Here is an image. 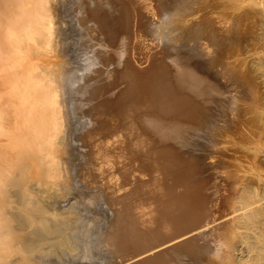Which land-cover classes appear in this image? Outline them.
Segmentation results:
<instances>
[{
	"label": "bare ground",
	"instance_id": "bare-ground-1",
	"mask_svg": "<svg viewBox=\"0 0 264 264\" xmlns=\"http://www.w3.org/2000/svg\"><path fill=\"white\" fill-rule=\"evenodd\" d=\"M67 1L0 0V264H264V0H216L228 17L240 15L226 28L229 41L205 19L189 31L196 37L209 27L229 60H194L199 47L188 49L171 33L186 21L172 24L168 10L193 13L187 0H114L124 5L119 16L91 6L102 34L133 23L127 38L142 29L153 35L150 46L138 41L141 55L132 50L144 67L124 53L131 66L122 64L119 74L129 85L120 98L113 89L115 103L105 96L108 105L96 106L114 112L110 124L98 117L102 130L92 128L89 101L110 79L97 80L98 87L94 60L81 57L73 39L66 42ZM209 74L227 76L238 90L228 92ZM81 136L92 140L93 161H100L80 165L88 173L83 183L74 162ZM217 151L227 152L229 163L207 159ZM101 163L118 168L109 194ZM209 165L224 167L220 184L203 175ZM96 179L107 195L85 192Z\"/></svg>",
	"mask_w": 264,
	"mask_h": 264
},
{
	"label": "rangeland",
	"instance_id": "rangeland-1",
	"mask_svg": "<svg viewBox=\"0 0 264 264\" xmlns=\"http://www.w3.org/2000/svg\"><path fill=\"white\" fill-rule=\"evenodd\" d=\"M76 1H78L77 3H76ZM76 1H74V0H72V2L74 3V5L75 6H73V3L71 2V0H68L67 2H68V5H66V7H65V10H64V12L63 13H65L67 10V14H68V17L70 18H67V14L65 13V14H63L64 16H66L65 17V19L67 18L68 19V21L70 20V22H68L67 21V19L65 20V23H64V26H68L67 28H68V30L66 29V31H65V34H66V36H65V34H64V37L66 38H64L65 40H66V42H68V43H70V42H72V39L75 41L74 42V44H73V42H72V46L73 47H77V48H80V51H81V53H82V56L81 57H83L84 59H91V60H94V64H95V70H96V73L97 74H99V76H98V78H101L102 76H104L105 77V79H104V77H103V79H95L96 80V84H97V86L98 87H100V86H102V84H104L105 82H106V79H107V81H108V83H106V84H104V88H105V86H106V89H104L103 87V90H102V88L100 87V88H97L96 87V90L97 89H99V91L102 93L104 90H106V92L104 91L103 92V95H101V93L99 94L98 93V95L97 94H95V97H94V95H92V97L90 98L91 100L89 101V107H90V109H91V111H90V114H89V119H92V121L95 123V125L93 126L92 125V128L93 127H95V129L97 130L98 128H100L99 130H102V128H101V126L103 127V128H105V127H107L106 125H105V123H101L100 124V122L102 121L101 119H106V121L105 122H108L107 120L108 119H110L109 120V122L110 121H112V117H114V116H112V114L114 113L112 110H111V112H109V110L110 109H107L106 108V110H108V111H105V113L106 114H104V112H101V111H97L98 110V104H102V105H104L105 106V104H107L108 102H107V98L108 97H110V99L108 100L109 101V103L110 102H114L115 100V98L118 96V95H116L118 92H119V96L117 97V98H120L121 96H122V94L127 90V87H128V85H129V78L128 77H126V75L124 76L125 77V79L123 78V77H121V76H123L124 74L123 73H121V74H119L120 72H124L125 73V71H127L128 69H127V64H129V62L131 63V60H133V62H135V61H137V59H138V61L137 62H139V63H133L135 66H136V64H139V66L140 67H144V63L142 62V59L140 58V56H138V55H141V54H138L136 51H137V48H138V46L142 43V42H144V41H147L148 42V44H149V46L153 43V35L151 36V33H150V31H149V33H150V35H149V33H148V29H146V32H147V34L145 33H143V31L142 30H144V29H142V30H139L138 31V29H137V31H138V33L140 34H138V35H135L134 37H133V35H131V38H127V37H130L129 35L130 34H132L130 31H127L128 30V27H129V29L131 28V30L132 29H134V24L133 23H128L127 25H125L124 27H126V28H123L122 26H121V29L124 31H118V33H115V35H113V36H111L112 35V33H108V32H106V33H104V34H102L104 31H101L102 29H101V26H99V24H98V21H97V19H95V17L91 14V6H93V5H96L97 7L98 6H100L101 8H102V11H104V12H107L108 13V11L109 12H111L112 14H114V15H117L118 13L120 14L122 11H123V8H124V5L123 4H121V6L122 7H120L119 5H118V3L115 1V3H111V2H114V0L112 1V0H105V2H104V0H102V2H101V0L99 1V0H81V1H83V2H81L80 0H76ZM170 1V0H169ZM72 4H70V3ZM101 2V3H100ZM189 2H191L192 4H188ZM103 3V4H102ZM106 3V4H105ZM81 4H82V7H81ZM87 4V5H86ZM99 4V5H98ZM187 4L189 5V8H192V10H193V13H191V14H189V15H187L186 13V15L185 14H181L180 13V15L179 14H177V12H176V10H175V8H173L172 10L170 9V12H169V10H168V13H167V15H168V17H169V19H168V21L170 22L171 20H172V18H173V20L171 21L172 22V24H174L176 21H175V19H177V23L179 22V20L178 19H183V18H185V21H186V24L185 25H181L180 26V28L177 30L176 28H174L173 30L172 29H170V31H171V33H175V34H181V36H180V38L183 40V41H185V43H183L184 44V46L186 47V48H193L194 46H197V47H199V51H196V52H194L193 53V55H195L194 56V60H203V59H211V58H216V57H219V56H223L225 59H231L233 56H229L228 58H226L225 57V51H224V48H225V44H223L222 42H219L218 40H216V39H212L210 36H208V35H210V32L211 33H213L212 32V30L210 29L211 27H215V25L217 26V27H219V34L221 35V36H225V37H227L226 38V40L225 41H229V37H230V33H231V30H228V29H226V28H228L229 27V25L230 24H232V23H234L235 21H237V20H239L240 19V15H237V16H235V17H228L227 15H226V11H225V9L223 8V7H221L220 6V4H219V2L218 1H216V0H187ZM71 6H73V7H71ZM103 6V7H102ZM105 6V7H104ZM116 6H117V8L118 7H120L121 8V10L119 9V11H118V9L116 8ZM110 8V9H109ZM115 8H116V10H115ZM104 9V10H103ZM106 9V10H105ZM127 9V8H126ZM77 10V11H76ZM112 10H114L113 12H112ZM128 10V9H127ZM70 11V12H69ZM173 11V12H172ZM185 11V10H184ZM225 11V12H224ZM89 12V13H88ZM118 12V13H117ZM174 12H176V13H174ZM171 13H174V14H176L175 16H174V14L172 15ZM119 14H118V16H119ZM225 14V15H224ZM84 16L83 17V19H84V21H83V19H82V16ZM91 17H93V18H90V16ZM174 16V17H173ZM167 17V18H168ZM85 18H88V19H85ZM231 18V19H230ZM72 19H74L73 21H72ZM202 19H205L207 22H208V24H209V27H208V29H205V33H203L204 31H202L201 32V34H199V35H197L196 37H190L189 36V31L192 29V27H193V25L194 24H197V23H199V21H201ZM86 20V21H85ZM230 22H229V21ZM72 21V22H71ZM91 22V23H90ZM94 23V25H93V23ZM66 23H68V25L66 24ZM85 23V24H84ZM66 24V25H65ZM90 24V25H89ZM227 24V25H226ZM238 24V23H237ZM237 24H236V26H237ZM73 25V26H72ZM77 25V26H76ZM130 25V26H129ZM91 27L92 29H87L88 27ZM99 26V27H98ZM226 26V27H225ZM75 27V28H74ZM96 27V28H95ZM170 27H172L173 28V25H171L170 24ZM83 28H85V32H84V30H83ZM95 28V29H94ZM82 29V30H81ZM101 29V30H100ZM69 30H70V32H69ZM74 30V31H73ZM88 30V31H87ZM99 31V33H98V31ZM81 31V32H80ZM92 31H96L95 32V34H93L92 33ZM137 31L135 32V31H132L134 34H136L137 33ZM142 31V32H141ZM68 32V33H67ZM77 32V33H76ZM89 32V33H88ZM123 32V33H122ZM128 32H130V34L128 33ZM72 33H74V34H72ZM87 33V34H86ZM121 34V35H119L118 36V34ZM125 33H127L126 35H125ZM142 33V34H141ZM129 34V35H128ZM146 35V36H145ZM174 35V34H173ZM173 35H171V37L173 36ZM82 36V37H81ZM107 36V37H106ZM126 36V37H125ZM136 36H137V38H136ZM76 37V38H75ZM115 37H117V38H115ZM122 37V38H121ZM133 37V38H132ZM148 37V38H147ZM79 38V39H78ZM80 38H81V40H80ZM105 38V39H104ZM107 38V39H106ZM109 38V39H108ZM113 38H115L116 39V43H115V39H114V42H113ZM136 38V39H135ZM145 38V39H144ZM71 39V40H70ZM127 40V43H128V39H129V43H132V45H128L127 44V46H129L130 48H131V50H129L130 48L128 47V48H125V46H124V44L126 45V40ZM131 39L133 40L132 42H131ZM138 39V40H137ZM151 39V40H150ZM77 40H79V43H78V41ZM122 40V41H121ZM135 40H136V42H135ZM140 40H142V41H140ZM144 40V41H143ZM109 43H108V42ZM120 41V42H119ZM138 41H139V43H138ZM150 41V42H149ZM125 42V43H124ZM110 43H113L112 45L110 44ZM137 43L139 44V45H137ZM114 44H116V45H114ZM134 44V45H133ZM227 44V43H226ZM109 45V46H108ZM230 45V44H229ZM122 47V48H121ZM224 47V48H223ZM233 47H235L234 45H232V46H228V51H229V53L231 52V53H233V50L232 49H235V48H233ZM114 48V49H113ZM122 49V50H121ZM126 49H127V52H126ZM154 49H156L157 50V48H156V46H155V48ZM152 50V54H154V55H157V54H159L158 52H160V51H156V50ZM135 50V53H137L138 55H136L133 51ZM110 51H111V53H113L112 55H110L111 53H110ZM128 51H129V54H132L133 53V55H129L128 54ZM132 51V52H131ZM154 52H156V53H154ZM180 52H182V54H185L186 52H185V50H182L181 49V51ZM110 53V54H109ZM124 53H127L128 54V56H131V58L129 57L128 58V60L129 59H131L129 62L127 61V60H125L126 59V57H128L127 55H126V57H125V54ZM107 55H108V58H110V59H112L111 57H113V56H115L114 58H113V61L112 60H110L109 62H108V58H107ZM163 56H165L166 54H162ZM110 56V57H109ZM134 56H136V58L134 57ZM171 56V55H170ZM134 57V58H133ZM173 57V56H172ZM172 57H167V58H165V60H169V58H172ZM121 58V59H120ZM136 59V60H135ZM139 59H141V60H139ZM102 60V61H101ZM103 60L105 61V65H104V62H103ZM122 60V61H121ZM123 60H125V61H127L126 63H124L123 62ZM96 61H98V62H96ZM236 61H239V60H236ZM113 62V63H112ZM167 63H168V61H166ZM123 64V65H122ZM124 64H126V66L124 65ZM132 64V65H133ZM146 64V63H145ZM169 64H172L171 62H169ZM185 64V63H184ZM236 64H238V62L236 63ZM123 66V68L122 69H125V71L124 70H122L121 69V67ZM133 65V67H135ZM101 66H105L106 68L104 69V67H102V68H100L99 69V67H101ZM115 66V67H114ZM116 66H117V68L119 69H121V71L119 70L118 72L117 71H115V70H117V69H115L116 68ZM129 66H131V64H129ZM129 66H128V68H129ZM172 66V65H171ZM137 67V66H136ZM181 67V66H180ZM97 68V69H96ZM173 68V67H172ZM221 68V67H220ZM115 69V70H114ZM103 70H105L104 71V73H102L103 72ZM113 70H114V72H115V74L117 75V78L119 79V75H120V77L121 78H123V81H119V80H121V78L118 80L117 78H115V80L114 81H112L114 78V76H113ZM217 70H219V69H217ZM99 71H101V73L103 74H101L100 75V73H99ZM222 71H224V69H222ZM113 72V73H112ZM118 74H117V73ZM108 73H110V75L108 74ZM109 75V76H111V74H112V78L111 77H107V75ZM115 75V76H116ZM209 75H211V74H209ZM127 78V79H126ZM212 80H214V81H216V82H218L220 85H225L224 86V88H227V91L228 92H230V93H233L234 91H236V89L238 90V86H237V84L235 83V82H233V81H231L227 76H225V75H223V74H220V75H218L217 77L216 76H212L211 75V77H210ZM112 79V80H111ZM118 80V82H120L121 84H123V85H121L120 83L118 84V82L116 83L115 81H117ZM97 80H103L102 81V84L101 83H98V81ZM125 80H127V81H125ZM105 81V82H104ZM111 81V82H110ZM115 82V84L114 85H117V86H115L114 87V85H113V83ZM123 82V83H122ZM112 84V86L114 87V88H111V84ZM128 85H127V84ZM100 84V85H99ZM109 86H108V85ZM125 84V85H124ZM222 85V86H223ZM110 87L111 89V91L110 90H108V92H107V89H108V87ZM123 86V88H125L124 89V91H123V93L122 92H120L121 90H120V88ZM127 86V87H126ZM116 88V89H115ZM115 90V93H114V90ZM102 90V91H101ZM98 91V90H97ZM113 91V92H112ZM107 93L109 94V95H107ZM111 93H113V94H111ZM122 93V94H121ZM235 93V92H234ZM121 94V95H120ZM96 95H97V97H96ZM99 95H101V98H104L105 96H107V98H104V99H101L100 97H99ZM111 95H112V97H111ZM116 96V97H114V99H112L113 98V96ZM97 99H100V100H102V101H98ZM111 99H112V101H111ZM105 100H106V103H105ZM114 100V101H113ZM117 100H119V99H117ZM116 100V101H117ZM115 101V102H116ZM102 102V103H101ZM104 102V103H103ZM114 102V103H115ZM111 103V104H112ZM108 105V104H107ZM106 105V106H107ZM97 106V107H96ZM113 106H111V109H113L112 108ZM93 111H97L95 114L93 113ZM158 112H160V111H158ZM94 114V115H93ZM156 114H158V113H156ZM102 115V116H101ZM166 115V114H165ZM90 116H93V117H90ZM99 116H101L100 118V122L99 121H97V119H98V117ZM159 117H161V116H164L163 114L161 115V114H159L158 115ZM110 117V118H109ZM166 117H168V115L167 116H165V117H163V118H166ZM108 122V123H109ZM90 122H88V124H86L85 125V127L83 128V130H82V133H84L85 134V131L87 132V130L89 129V126L91 127V124H89ZM96 123H98V124H96ZM111 123V122H110ZM109 123V124H110ZM107 124V123H106ZM97 125H98V127H97ZM98 130V131H99ZM97 131V132H98ZM145 135H148L149 133L148 132H146V133H144ZM150 135V134H149ZM191 135H193L192 133H191ZM99 136V135H98ZM83 136H81V138H82ZM148 137H150V136H148ZM151 139L152 140H154L152 137H151ZM82 140H84V142H85V140H88V139H86V138H82L81 140H80V142H79V138H78V144L79 145H81L79 148H77V150H76V152L77 151H79L78 149H82L80 152H77V154H76V152H75V158L77 159V162H76V160H74V162L76 163V164H78V167L80 166V165H82L83 167H85L86 166V164H87V162H91L92 163V165H93V167H94V165L96 164V166L97 165H99V163H100V161L99 160H97V159H95L96 161H99V163L97 164L96 162H95V160L93 161V159H94V155H93V151H94V149H95V147L94 148H90V146L91 147H93V146H95L94 145V143H92L90 140H88V141H86L85 143H84V145H83V143H82ZM193 140H194V138H193ZM89 141L91 142V143H89ZM96 140H94V142H95ZM156 140H154V143L155 144H157V143H159V142H155ZM190 141V140H189ZM188 140H187V142H189ZM87 142L89 143V146H88V144H87ZM82 143V144H81ZM192 142L190 141V144H191ZM194 143V142H193ZM87 144V145H86ZM92 144H93V146H92ZM88 146L87 147V149H86V146ZM158 145V144H157ZM164 145L165 144H162V145H158V146H160V147H163V148H171V146H173L174 145V143L171 145V146H169V144H166L165 145V147H164ZM167 145H168V147H167ZM85 147V148H84ZM175 147V148H174ZM88 148H90V149H88ZM174 148V149H173ZM214 148L217 150V148H216V146L214 145ZM92 149V150H91ZM172 149L173 150H175V149H177V151H180V148H178V146H173L172 147ZM171 149V150H172ZM85 150V151H84ZM83 152V153H82ZM81 154V155H80ZM79 155V156H78ZM220 155L222 156V157H220ZM84 156V157H83ZM91 156V157H90ZM93 157V158H92ZM231 156L230 155H228V153L227 152H214L212 155H211V157L210 158H207L209 161H212V163L213 164H215V165H218L219 163H218V161H219V159L221 158V162H223V163H229V158H230ZM86 160H88V161H86ZM78 161H80V162H82V163H79ZM86 163V164H84V163ZM103 163H101V165H102ZM111 164V163H110ZM85 165V166H84ZM100 165V167H101V172L99 171V173L100 174H102L101 176H102V179H103V182H105V183H103L101 180V176H99V175H96L95 176V178H100L99 180H100V182H101V184L103 183L104 185V189H105V191H107V193L109 194V192L111 191V188L113 187V185L115 184V182L117 181V178H115V175L117 174L116 173V171L117 170H115L114 168H116L117 166L115 165V164H112V168H109L110 170H113V171H115V172H113V171H110L107 167H110L111 165H108V164H106V166H105V164H103V167ZM115 166V167H114ZM202 166H205V165H202ZM83 167H79L78 168V175L79 174H84L85 175V173H86V175L84 176H80V183H83V182H86L87 180H86V178L85 177H87L88 175V173H87V169L85 168H83ZM100 167H99V170H100ZM105 167V168H104ZM207 167V166H206ZM210 165L206 168V170L208 171H204V172H207V173H209V172H211V170H212V172H213V170L215 171V172H213V173H215V174H212V172H211V175L212 176H210V173H209V175L207 174H203L205 177H208V179L209 178H213V179H211V181H210V179H209V182H211V185H217V183L218 184H220L219 182H220V178H219V176H218V171H223V169H224V167H220L219 166V168H217V169H214V168H212L211 167V169H210ZM82 170V171H80V170ZM106 171H105V170ZM116 169H118V168H116ZM209 169H210V171H209ZM81 173H80V172ZM96 171H97V169H96ZM108 171H110V172H108ZM217 171V172H216ZM98 172V171H97ZM105 172H107L105 175H104V173ZM111 172H113L112 174H111ZM221 172L219 173V174H221ZM110 173V174H109ZM108 174V175H107ZM213 175H215V176H213ZM103 176H104V178H103ZM86 180H84V179ZM113 178H115L116 180H114ZM215 178V179H214ZM81 179H82V181H81ZM109 179H112L114 182H112V180H109ZM84 180V181H83ZM95 180V179H94ZM93 180V182H92V184H94V185H92L93 186V188H92V186L90 185V183H88L89 185H87L86 186V189H85V192L86 193H88L86 190H89V192L90 193H95L94 191H96V192H98L99 190L100 191H102V192H104V194L106 193L104 190H102L103 188L101 187V184H100V182H99V180H97L98 182H99V185H98V182H96V181H94ZM105 180V181H104ZM107 180V181H106ZM110 181L112 182V183H110ZM217 181V182H216ZM219 181V182H218ZM97 185H96V184ZM110 185H108V184ZM114 183V184H113ZM214 183V184H213ZM105 185H107V188H105ZM98 187V188H97ZM101 187V188H100ZM110 187V188H109ZM100 188V189H99ZM95 189H97V190H95ZM106 189H108V190H106ZM92 191V192H91ZM105 195H107V194H105ZM104 195V198H107L106 196ZM109 196V195H108ZM103 198V201L102 202H105L106 200H108L109 201V197L105 200ZM108 201H106V203L105 204H107V202Z\"/></svg>",
	"mask_w": 264,
	"mask_h": 264
}]
</instances>
